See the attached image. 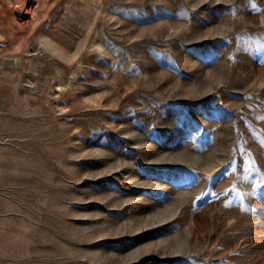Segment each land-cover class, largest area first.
I'll list each match as a JSON object with an SVG mask.
<instances>
[{"label":"rangeland","instance_id":"1","mask_svg":"<svg viewBox=\"0 0 264 264\" xmlns=\"http://www.w3.org/2000/svg\"><path fill=\"white\" fill-rule=\"evenodd\" d=\"M0 264H264V0H0Z\"/></svg>","mask_w":264,"mask_h":264}]
</instances>
